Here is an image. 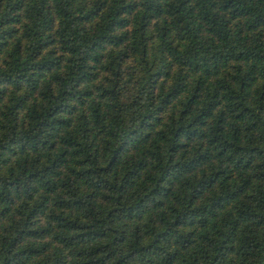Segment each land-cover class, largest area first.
I'll use <instances>...</instances> for the list:
<instances>
[{
    "label": "trees",
    "instance_id": "obj_1",
    "mask_svg": "<svg viewBox=\"0 0 264 264\" xmlns=\"http://www.w3.org/2000/svg\"><path fill=\"white\" fill-rule=\"evenodd\" d=\"M0 264H264V0H0Z\"/></svg>",
    "mask_w": 264,
    "mask_h": 264
}]
</instances>
